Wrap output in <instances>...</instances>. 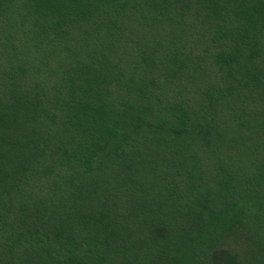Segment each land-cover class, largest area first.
Listing matches in <instances>:
<instances>
[{"label": "trees", "instance_id": "16d2710c", "mask_svg": "<svg viewBox=\"0 0 264 264\" xmlns=\"http://www.w3.org/2000/svg\"><path fill=\"white\" fill-rule=\"evenodd\" d=\"M0 264H264V0H0Z\"/></svg>", "mask_w": 264, "mask_h": 264}, {"label": "rangeland", "instance_id": "374dc122", "mask_svg": "<svg viewBox=\"0 0 264 264\" xmlns=\"http://www.w3.org/2000/svg\"><path fill=\"white\" fill-rule=\"evenodd\" d=\"M196 177V176H195ZM194 177V181H197V180H199V179H196ZM185 181H187V182H189L187 179H184V180H182V184H185ZM198 182V181H197ZM195 183V185H197L198 186V183ZM190 186V184L188 185V187ZM195 192H204V193H207V194H210L211 192H213V190H212V188H210V184H208L207 186H205V185H202V186H200V187H198V188H195ZM203 194V193H202ZM212 194V193H211ZM204 195V194H203ZM205 196V195H204Z\"/></svg>", "mask_w": 264, "mask_h": 264}]
</instances>
